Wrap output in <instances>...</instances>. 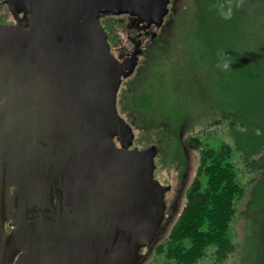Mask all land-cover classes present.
<instances>
[{
	"label": "water",
	"instance_id": "1",
	"mask_svg": "<svg viewBox=\"0 0 264 264\" xmlns=\"http://www.w3.org/2000/svg\"><path fill=\"white\" fill-rule=\"evenodd\" d=\"M3 1L27 15L0 22V264H137L165 186L115 106L139 48L117 60L98 14L158 26L168 0Z\"/></svg>",
	"mask_w": 264,
	"mask_h": 264
},
{
	"label": "rangeland",
	"instance_id": "2",
	"mask_svg": "<svg viewBox=\"0 0 264 264\" xmlns=\"http://www.w3.org/2000/svg\"><path fill=\"white\" fill-rule=\"evenodd\" d=\"M197 1L168 0L161 23L149 27L151 34L142 38L133 72L120 77L116 92V99L120 100L125 92L126 78L141 71V82L136 87L151 98L150 103L134 108L128 115L119 103H115L116 111L132 131V141L127 147L155 144L153 176L165 186L163 220L152 244L140 249L142 254L137 264H161L165 259L164 254L154 247L164 241L184 203V191L197 170L202 142L215 145L221 140L231 141L225 134L226 122L223 120L213 122L201 117L198 123L189 124L186 122L188 118L183 121L182 114L175 115L173 109V103L177 101L197 104L205 90L207 94L208 68L198 57L192 18L193 5ZM25 14L22 9L10 8L0 0L1 23L25 22ZM98 18L104 31L109 30L107 41L114 54L118 48L130 46L126 33L132 34L134 26L129 17L124 13H99ZM191 97L192 101L189 100ZM198 107L193 106L188 113L191 122L197 117L193 114ZM194 136L197 143L192 140ZM187 141L190 144L187 145ZM114 143L119 145L115 138ZM232 163L242 192L235 198L228 224L231 249L227 250L224 259L217 260L214 257L215 246L207 245L196 259L197 264H264V194L258 203H249L260 178V169L249 168L235 150H232Z\"/></svg>",
	"mask_w": 264,
	"mask_h": 264
},
{
	"label": "trees",
	"instance_id": "3",
	"mask_svg": "<svg viewBox=\"0 0 264 264\" xmlns=\"http://www.w3.org/2000/svg\"><path fill=\"white\" fill-rule=\"evenodd\" d=\"M217 3L226 4L227 0H198L193 5L198 57L208 68L207 94L205 90L197 104L177 101L173 109L175 115L182 114L183 121L188 118L189 124L198 123L201 117L213 122L223 120L231 141L221 140L215 145L202 142L197 170L184 191V203L164 241L154 247L164 254L161 264H197L196 259L210 244L215 246L217 260L224 259L231 249L228 224L235 198L242 192L232 150L249 168L260 169L249 203H258L264 194V0H244L230 20L219 18L213 8ZM222 53L230 62L227 70L217 66ZM134 75L126 78L125 92L116 99L126 115L151 100L137 90L141 71ZM197 105L198 111L193 114L197 117L191 122L188 113ZM196 139L192 138L194 143Z\"/></svg>",
	"mask_w": 264,
	"mask_h": 264
},
{
	"label": "flooded vegetation",
	"instance_id": "4",
	"mask_svg": "<svg viewBox=\"0 0 264 264\" xmlns=\"http://www.w3.org/2000/svg\"><path fill=\"white\" fill-rule=\"evenodd\" d=\"M124 15L126 17H129L132 20V24L134 26L133 27L134 28V32H132V34L131 33H126V36L128 37V39L130 41V46H122V49L118 48L117 50H115V54L111 51L110 44H109L110 52L119 61L128 58L129 55L131 54V51L134 49V47H138V48L140 47L142 38L144 36H146L147 34H149V33L151 34V31H150L151 29L149 28L151 26V24L144 25L142 21L137 20L134 16L126 14V13H124ZM23 22H24V20L21 21V23H23ZM152 33H153V31H152ZM106 38L109 39V34L107 32H106ZM138 52H139V49H138ZM136 61H137V57H136ZM134 66H133V69L131 70L130 73L133 72Z\"/></svg>",
	"mask_w": 264,
	"mask_h": 264
},
{
	"label": "clouds",
	"instance_id": "5",
	"mask_svg": "<svg viewBox=\"0 0 264 264\" xmlns=\"http://www.w3.org/2000/svg\"><path fill=\"white\" fill-rule=\"evenodd\" d=\"M244 4V0H227V3H217L213 5V8L216 10L217 15L222 20H230L232 18L234 10L241 8ZM226 57L223 53L221 54V63L217 66L221 70L229 69L230 62L224 59Z\"/></svg>",
	"mask_w": 264,
	"mask_h": 264
}]
</instances>
